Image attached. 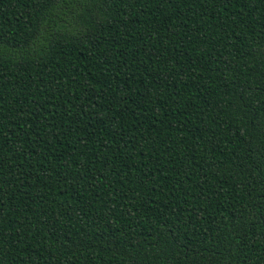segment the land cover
<instances>
[{
  "label": "trees",
  "instance_id": "trees-1",
  "mask_svg": "<svg viewBox=\"0 0 264 264\" xmlns=\"http://www.w3.org/2000/svg\"><path fill=\"white\" fill-rule=\"evenodd\" d=\"M0 264H264V0H0Z\"/></svg>",
  "mask_w": 264,
  "mask_h": 264
}]
</instances>
